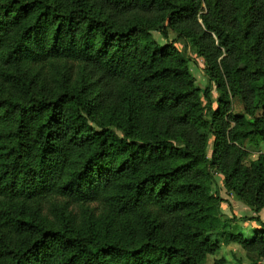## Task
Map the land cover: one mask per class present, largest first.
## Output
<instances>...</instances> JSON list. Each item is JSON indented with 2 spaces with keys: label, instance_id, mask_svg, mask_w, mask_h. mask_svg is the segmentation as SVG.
Returning <instances> with one entry per match:
<instances>
[{
  "label": "trees",
  "instance_id": "obj_1",
  "mask_svg": "<svg viewBox=\"0 0 264 264\" xmlns=\"http://www.w3.org/2000/svg\"><path fill=\"white\" fill-rule=\"evenodd\" d=\"M244 141L264 144V0H0V264H205L220 234L264 258V222L233 233L212 191L211 169L264 209Z\"/></svg>",
  "mask_w": 264,
  "mask_h": 264
},
{
  "label": "rangeland",
  "instance_id": "obj_2",
  "mask_svg": "<svg viewBox=\"0 0 264 264\" xmlns=\"http://www.w3.org/2000/svg\"><path fill=\"white\" fill-rule=\"evenodd\" d=\"M153 38L159 43H172L176 50L185 57L188 62L190 75L194 80V86L200 91L209 89V94L212 100L211 107L212 110L215 109L217 98L215 85L205 76V64L196 56L189 43L187 41L177 39L175 34L170 30L166 31L165 39L160 35H155ZM47 69L48 68L45 69L44 73H46ZM203 105L206 107V102H203ZM231 112L236 116L245 115L243 105L239 98L232 99ZM205 114L208 117L210 115L207 109ZM242 148L247 152V157L244 160V164L246 166H249L251 162L255 161L259 155H264L263 143L252 144L244 141ZM210 173L215 182L212 191L216 193L218 198L221 221L229 226L233 233H242L245 238H251L254 230L258 229L260 225H258L256 221L247 222L245 219L257 217L259 221L264 222V209L258 215H254L253 212L238 201L232 193L225 190L223 187V178L219 173L215 172L213 169L210 170ZM65 206H67L65 199L48 198L42 203L41 214L52 220L56 218L55 216H57V213ZM71 208L75 214L80 212V208L76 205L68 206L67 212ZM213 239L218 241L219 248L214 255H208L206 257L205 264H213L218 260H222L224 264H264V258L257 257L255 253H247L236 244L226 243L225 236L223 234H220L218 237H214Z\"/></svg>",
  "mask_w": 264,
  "mask_h": 264
}]
</instances>
